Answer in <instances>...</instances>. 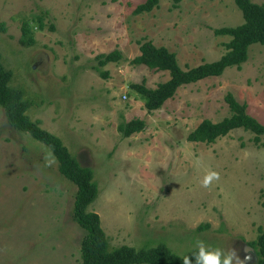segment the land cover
Here are the masks:
<instances>
[{
    "label": "rangeland",
    "instance_id": "obj_1",
    "mask_svg": "<svg viewBox=\"0 0 264 264\" xmlns=\"http://www.w3.org/2000/svg\"><path fill=\"white\" fill-rule=\"evenodd\" d=\"M143 1L0 0L9 85L32 102L30 119L92 170L97 196L87 209L99 214L111 247L163 242L182 255L199 239L259 264L250 242L264 223V135L255 142L241 127L210 143L187 135L204 118L230 114L227 93L264 122V44L148 111L131 84L155 87L168 72L131 63L139 40L167 47L187 68L218 59L230 36L214 29L243 17L234 0H159L135 14ZM114 49L122 58L100 64L97 56ZM132 119L143 129L123 136L119 125ZM209 170L219 179L203 187ZM75 191L51 150L9 125L0 106V264H80L85 230L72 217Z\"/></svg>",
    "mask_w": 264,
    "mask_h": 264
},
{
    "label": "trees",
    "instance_id": "obj_2",
    "mask_svg": "<svg viewBox=\"0 0 264 264\" xmlns=\"http://www.w3.org/2000/svg\"><path fill=\"white\" fill-rule=\"evenodd\" d=\"M171 1L172 6L177 7L181 0ZM158 2L159 0H144L134 7L133 12L135 14L148 12ZM234 2L241 10L243 22L236 26L214 29L215 34L230 36L228 41L223 42L225 52L216 60L183 68L179 65L176 54L167 47L157 46L147 38L138 41L139 53L130 60L131 63L144 64L149 68L168 72V78L157 83L155 87H147L144 82L131 84L144 98V106L148 111L159 108L166 99L175 94L181 85L196 82L208 76H218L228 66H240L247 59L249 45L264 44V3H256L252 0H234ZM21 29L23 35H27L28 26L25 22L22 23ZM21 42L31 43L32 39L22 38ZM97 58L100 64H105L121 59L122 54L118 49H114L108 53L99 54ZM10 78L11 71L5 69L0 60V106L3 108L7 123L18 130L28 132L44 143L57 159L61 174L76 186L72 217L85 230L80 243V264H183V257L191 256L195 248L180 255L172 252L163 242L139 248L127 244L113 247L109 245L107 235L100 224L99 214L87 209L97 196V185L93 180L92 170L82 166L58 136L30 119L27 109L32 102L23 99L20 88L9 85ZM225 99L230 114L215 122L204 118L188 133V140L210 143L238 127L251 131L255 142L261 140V135H264V122L250 115L246 111V104L239 103L231 93H227ZM143 127L144 121L132 119L120 124L119 130L123 136H129ZM250 245L255 249L258 263L264 264V223L259 226L258 235L250 242Z\"/></svg>",
    "mask_w": 264,
    "mask_h": 264
},
{
    "label": "clouds",
    "instance_id": "obj_3",
    "mask_svg": "<svg viewBox=\"0 0 264 264\" xmlns=\"http://www.w3.org/2000/svg\"><path fill=\"white\" fill-rule=\"evenodd\" d=\"M219 179V173L214 170L207 171L200 184L208 187L213 180ZM247 259V257H245ZM183 264H244V260L240 259L236 251L233 249L225 250L220 247H213L206 244L203 240H196L195 251L191 256L183 257Z\"/></svg>",
    "mask_w": 264,
    "mask_h": 264
}]
</instances>
